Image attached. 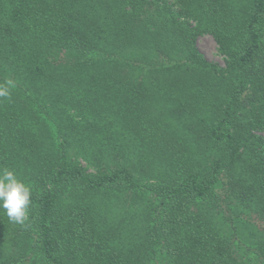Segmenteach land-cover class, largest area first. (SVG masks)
I'll use <instances>...</instances> for the list:
<instances>
[{
	"label": "trees",
	"instance_id": "trees-1",
	"mask_svg": "<svg viewBox=\"0 0 264 264\" xmlns=\"http://www.w3.org/2000/svg\"><path fill=\"white\" fill-rule=\"evenodd\" d=\"M8 80L0 264H264V0H0Z\"/></svg>",
	"mask_w": 264,
	"mask_h": 264
},
{
	"label": "clouds",
	"instance_id": "clouds-1",
	"mask_svg": "<svg viewBox=\"0 0 264 264\" xmlns=\"http://www.w3.org/2000/svg\"><path fill=\"white\" fill-rule=\"evenodd\" d=\"M15 87L12 80L0 84V99H8ZM32 188L10 169H0V214L10 223L23 225L33 206Z\"/></svg>",
	"mask_w": 264,
	"mask_h": 264
},
{
	"label": "rangeland",
	"instance_id": "rangeland-1",
	"mask_svg": "<svg viewBox=\"0 0 264 264\" xmlns=\"http://www.w3.org/2000/svg\"><path fill=\"white\" fill-rule=\"evenodd\" d=\"M171 1L172 0H169V2H171ZM196 46H197L199 52L209 62L215 64L216 66H219L220 68L225 67L224 66L225 65V59L221 55L216 42L214 41L213 37L209 33L199 34L196 38ZM258 134L264 138V131L260 132ZM80 162L83 166H86L85 162H83V161H80ZM155 179H156L155 176L150 175V173H149V174L144 175L143 180H141V181H142V184H145V185H151V184L154 185L157 182ZM151 199L155 200L152 196H151ZM151 202H153V201H151ZM154 204L157 205V203H155V202H154ZM108 210H109V207H108ZM111 210H113V207H111ZM245 229H247V228H245ZM245 229H244L243 236L246 239V243L252 242L253 240H252L251 236L248 235L249 231L245 230ZM233 244H234L233 249H234L236 255L243 261V263H245V264H254V263L259 264L256 257L251 253V251L246 250V249L237 248L235 246V243H233ZM163 264H167V263L163 262Z\"/></svg>",
	"mask_w": 264,
	"mask_h": 264
}]
</instances>
